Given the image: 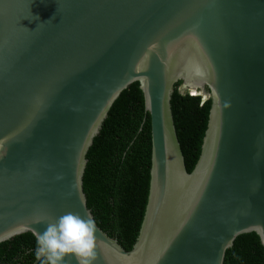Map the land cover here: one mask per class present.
<instances>
[{
  "label": "water",
  "instance_id": "1",
  "mask_svg": "<svg viewBox=\"0 0 264 264\" xmlns=\"http://www.w3.org/2000/svg\"><path fill=\"white\" fill-rule=\"evenodd\" d=\"M178 80L211 99L190 171L170 109ZM134 81L150 191L127 250L94 220L82 176ZM67 213L95 222L92 264H223L252 231L264 249V0H0V242L37 240Z\"/></svg>",
  "mask_w": 264,
  "mask_h": 264
},
{
  "label": "trees",
  "instance_id": "2",
  "mask_svg": "<svg viewBox=\"0 0 264 264\" xmlns=\"http://www.w3.org/2000/svg\"><path fill=\"white\" fill-rule=\"evenodd\" d=\"M180 84V80L174 83L170 109L190 171L200 153L211 99L180 92ZM86 158L82 186L87 206L99 227L128 250L138 235L150 191V117L138 81L114 100ZM36 248L31 232L16 234L0 242V264H31ZM223 264H264L258 235L239 234L226 249Z\"/></svg>",
  "mask_w": 264,
  "mask_h": 264
},
{
  "label": "clouds",
  "instance_id": "3",
  "mask_svg": "<svg viewBox=\"0 0 264 264\" xmlns=\"http://www.w3.org/2000/svg\"><path fill=\"white\" fill-rule=\"evenodd\" d=\"M196 90L198 88L185 91L192 96H201ZM95 232L93 220L67 213L55 223H49L46 230L37 235L35 257L40 264H62L66 254L74 253L79 264H92L95 257Z\"/></svg>",
  "mask_w": 264,
  "mask_h": 264
},
{
  "label": "bare ground",
  "instance_id": "4",
  "mask_svg": "<svg viewBox=\"0 0 264 264\" xmlns=\"http://www.w3.org/2000/svg\"><path fill=\"white\" fill-rule=\"evenodd\" d=\"M191 80H193V79H191ZM195 80V79H194ZM201 82L200 81H192L190 84L193 86V87H191V88H193V90L195 89V88H197L198 86H200L199 84H200ZM202 84V83H201ZM196 91H198V90H196Z\"/></svg>",
  "mask_w": 264,
  "mask_h": 264
}]
</instances>
